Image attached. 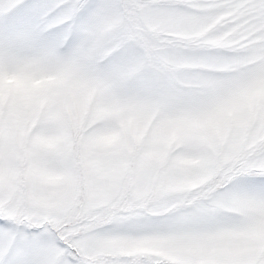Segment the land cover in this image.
Listing matches in <instances>:
<instances>
[{
    "label": "snow or ice",
    "instance_id": "snow-or-ice-1",
    "mask_svg": "<svg viewBox=\"0 0 264 264\" xmlns=\"http://www.w3.org/2000/svg\"><path fill=\"white\" fill-rule=\"evenodd\" d=\"M257 76L264 0H0V264H264V100L163 195L169 154L132 118L177 113L185 157L184 121Z\"/></svg>",
    "mask_w": 264,
    "mask_h": 264
},
{
    "label": "clouds",
    "instance_id": "clouds-1",
    "mask_svg": "<svg viewBox=\"0 0 264 264\" xmlns=\"http://www.w3.org/2000/svg\"><path fill=\"white\" fill-rule=\"evenodd\" d=\"M246 78L222 87L212 93L211 98L195 112V119L184 121L197 137L189 144L191 154L185 157H171L174 138L180 129L177 127V113L158 114L151 109H141L133 114L146 132L156 139L158 151L168 153V158L159 162L162 179L156 186L159 194H168L198 180L205 172L206 162L211 156V145L220 135L239 136L240 129L234 117L246 109L249 95L257 101L264 100V76H257L250 89H245ZM203 137L204 139H200ZM238 237L229 226L222 229L206 230L205 242L214 245H227Z\"/></svg>",
    "mask_w": 264,
    "mask_h": 264
}]
</instances>
